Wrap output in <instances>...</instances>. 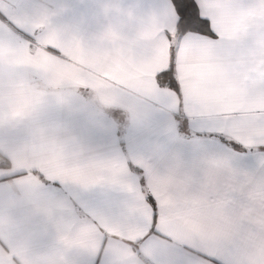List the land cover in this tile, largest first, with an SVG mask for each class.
<instances>
[{
    "label": "snow or ice",
    "instance_id": "snow-or-ice-1",
    "mask_svg": "<svg viewBox=\"0 0 264 264\" xmlns=\"http://www.w3.org/2000/svg\"><path fill=\"white\" fill-rule=\"evenodd\" d=\"M115 10L120 31L84 44L62 37L47 9L0 8V39L10 37L31 57L76 66L75 86L130 115L133 124L162 117L164 135L193 146V162L173 156L161 166L64 141L58 157L64 171L51 175L37 161L12 164V157H27L22 146L36 143L28 134L22 146L0 147L7 153L0 187L23 178L37 191L77 190L72 209L51 222L55 246L83 217L94 226L98 247L92 256L69 250L66 264H91L92 257L107 264L109 253L118 264H236L238 242L227 236L226 220L243 232L250 206L264 204V62L227 67L221 61L227 49L264 37V0H157ZM17 127L25 130L0 115V128ZM213 158L227 164L216 180L203 172ZM165 173L176 179L165 183ZM94 189L107 197L87 200Z\"/></svg>",
    "mask_w": 264,
    "mask_h": 264
},
{
    "label": "crops",
    "instance_id": "crops-1",
    "mask_svg": "<svg viewBox=\"0 0 264 264\" xmlns=\"http://www.w3.org/2000/svg\"><path fill=\"white\" fill-rule=\"evenodd\" d=\"M157 0H0V8L27 5L47 9L53 28L66 39L84 44L101 39L111 29L120 31L116 8L131 4L149 5ZM3 13L0 12V16ZM225 66H245L264 62V37L227 49L221 61ZM80 69L50 60L46 56L31 57L25 48L11 39H0V115L6 122H22L23 128H0V147L22 146L29 135L34 145H24V160L12 157L13 165L37 161L51 175L64 170L58 164L64 141L69 147L85 151H119L123 154L152 158L163 166L176 156L191 165V144H180L163 134L162 117L133 124L132 117L119 109L97 103L90 93L79 90ZM39 117V118H38ZM29 134V135H28ZM6 157L7 153L0 151ZM254 167V165H253ZM227 170L224 161H205L204 175L219 179ZM165 183L176 179L173 173L161 177ZM46 192L30 188L23 178L0 187V264H66L68 252L95 255L98 247L95 228L81 218L76 228L55 246L54 218L72 209L76 189L63 185H47ZM99 203L108 194L99 189L84 194ZM78 212L83 208L76 204ZM264 204L250 206L244 219L249 227L242 232L237 221L226 220V233L237 244L236 264H264V214L257 210ZM55 246V247H54ZM107 264H118L109 253ZM91 264H101L92 257Z\"/></svg>",
    "mask_w": 264,
    "mask_h": 264
},
{
    "label": "trees",
    "instance_id": "trees-1",
    "mask_svg": "<svg viewBox=\"0 0 264 264\" xmlns=\"http://www.w3.org/2000/svg\"><path fill=\"white\" fill-rule=\"evenodd\" d=\"M5 157L0 153V160L4 159Z\"/></svg>",
    "mask_w": 264,
    "mask_h": 264
}]
</instances>
